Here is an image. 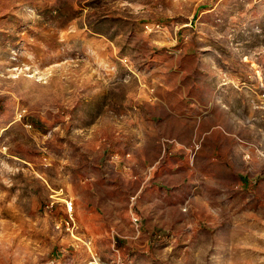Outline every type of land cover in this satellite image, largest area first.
Wrapping results in <instances>:
<instances>
[{"label":"rangeland","instance_id":"rangeland-1","mask_svg":"<svg viewBox=\"0 0 264 264\" xmlns=\"http://www.w3.org/2000/svg\"><path fill=\"white\" fill-rule=\"evenodd\" d=\"M0 264H264V0H0Z\"/></svg>","mask_w":264,"mask_h":264}]
</instances>
